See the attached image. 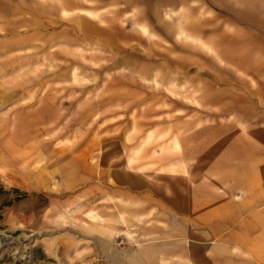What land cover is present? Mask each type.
I'll return each mask as SVG.
<instances>
[{
  "label": "rangeland",
  "instance_id": "obj_1",
  "mask_svg": "<svg viewBox=\"0 0 264 264\" xmlns=\"http://www.w3.org/2000/svg\"><path fill=\"white\" fill-rule=\"evenodd\" d=\"M263 80L264 0H0V264H264Z\"/></svg>",
  "mask_w": 264,
  "mask_h": 264
},
{
  "label": "crops",
  "instance_id": "obj_2",
  "mask_svg": "<svg viewBox=\"0 0 264 264\" xmlns=\"http://www.w3.org/2000/svg\"><path fill=\"white\" fill-rule=\"evenodd\" d=\"M204 45H206V44H204ZM253 93H254V96H256L258 98L259 97L262 98V104H263V110L262 111L264 112V80L262 81V86L259 89L254 90ZM261 161H262V164H261L262 169L261 170H262V173L264 175V154H263ZM151 250L152 249L146 248V249L140 251L139 253H140V255L147 257L151 253ZM138 256L139 255L136 254V257H138Z\"/></svg>",
  "mask_w": 264,
  "mask_h": 264
},
{
  "label": "bare ground",
  "instance_id": "obj_3",
  "mask_svg": "<svg viewBox=\"0 0 264 264\" xmlns=\"http://www.w3.org/2000/svg\"><path fill=\"white\" fill-rule=\"evenodd\" d=\"M119 217V216H118Z\"/></svg>",
  "mask_w": 264,
  "mask_h": 264
}]
</instances>
